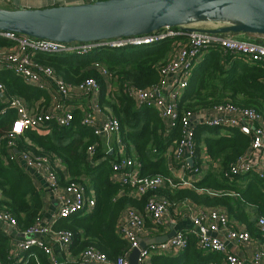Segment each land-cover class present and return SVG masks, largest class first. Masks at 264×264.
I'll return each instance as SVG.
<instances>
[{"label":"trees","instance_id":"16d2710c","mask_svg":"<svg viewBox=\"0 0 264 264\" xmlns=\"http://www.w3.org/2000/svg\"><path fill=\"white\" fill-rule=\"evenodd\" d=\"M187 40L186 36H176L151 45L98 49L86 56L36 57L37 62L53 68L68 85L77 86L91 79L97 81L101 87L99 105L102 111L112 114L120 124L116 137L124 147V157L140 164L142 177H162L174 184L137 198L134 188L112 183L115 158L101 145L98 146L100 137L82 124L84 113L79 110L74 112V120L69 127H58L52 123L47 134L28 130L17 138L15 146L19 153L47 157L52 164L55 158L61 161L66 168L65 174L61 169L57 170L62 186L83 184L87 195L94 194L95 207L90 213L79 212L61 219L53 229L72 234L71 253L76 263H81V254L89 248L105 254L110 261H117L129 253V244L118 233L120 218L129 208L144 211L148 200L154 197L166 199L172 213L188 201L200 208H225L233 225L244 226L254 238L262 237L256 224L259 218H264V181L251 172L241 176L228 175L232 165L251 147V138L235 129L198 125L195 130L196 166L202 163L201 156L205 155L210 161V170L193 183L192 188L173 177L167 153L181 140V120L189 113L232 104L254 109L264 120V64L224 54L219 48L208 49L192 71L188 87L178 103L180 122L170 132L157 110L138 108L126 94L130 87L145 90L158 86L160 68L170 62L176 48L186 44ZM12 44L0 38V49ZM103 71L110 76L108 82ZM0 83L5 87L4 95L0 97V210L10 213L20 230L26 231L43 218L44 204L29 173L8 159V136L17 112L5 101L20 98L30 108L40 111L48 109L52 99L9 72H0ZM92 146L98 147L93 160L103 159L95 165L88 153ZM147 226L154 228L149 221ZM187 239V247L182 252L154 256L152 263L223 264L221 255L199 249L194 235H187ZM9 248L7 237L0 234L2 261L6 260ZM31 252L33 254L25 264H51L43 250L34 247ZM13 262L6 264H15Z\"/></svg>","mask_w":264,"mask_h":264},{"label":"built area","instance_id":"2783aa9c","mask_svg":"<svg viewBox=\"0 0 264 264\" xmlns=\"http://www.w3.org/2000/svg\"><path fill=\"white\" fill-rule=\"evenodd\" d=\"M93 2L90 0L88 3ZM176 36H186L188 42L178 46L170 62L160 68L159 85L145 90L130 87L126 91V94L136 102L138 108L157 110L168 132L180 122L178 103L188 87L192 71L199 64L204 53L210 48H219L224 54L230 53L250 63L264 64V36L241 40L235 37L237 35L187 34L165 29L158 34L142 37L102 43L65 44L0 32V38L7 39L14 44L13 49H8V47L0 49V72L14 74L29 86L47 93L52 102L54 101L52 111L32 110L23 99L15 97L6 99L5 102L8 103L9 108L17 112V118L8 136L10 139L8 159L43 176L57 204V220L70 218L79 212L92 211L95 207L93 194L87 195L83 184L70 183L62 186L57 174V170H63L59 159L55 158L52 164L47 157H38L32 153H16L15 140L28 130L48 133L52 123L58 127H69L74 120V112L79 110V107L70 104L77 96L89 98L90 103L89 109L84 111L82 124L93 130L96 136L107 138L108 145L112 137L118 136L120 124L112 114L104 113L103 116L98 117L97 112L103 113V111L99 105L101 87L97 81L91 79L77 86L68 85L56 75L53 68L37 62L36 57L62 54L86 56L98 49L139 47ZM95 67L100 68L99 65ZM103 75L108 82L109 74L103 71ZM108 88L111 89L109 83ZM4 91L5 87L0 83L2 97ZM181 124V140L167 153L171 171L179 170L183 173L188 171L193 180H199L196 177L202 174L204 162L196 166L195 130L198 125H204L235 129L251 138V147L232 165L228 175L241 176L251 172L264 181V120L254 109H245L232 104L217 106L209 110L189 113L182 118ZM88 153L92 162L96 147H90ZM254 154L260 155V159L252 160ZM189 160H193V166L189 164ZM111 181L114 184L134 188V195L137 198L166 186H174L170 179L142 177L140 164L124 156L112 163ZM180 182L187 187H191L194 183L192 180L186 181L182 178ZM170 208L171 205L166 199L154 197L148 200L144 211L135 208L127 209L120 218L118 233L129 244L130 252L117 261H110L105 254L89 248L81 254L80 262L83 264H130V253L138 249L139 264H153L154 256L176 255L182 252L187 247V234L178 228V221L172 217ZM182 217L191 221V234L196 237L199 249L221 255L224 264H264V218H259L256 224L262 237L254 238L245 228L233 225L225 209L190 206ZM147 221L153 224L155 232H158L159 228L174 226L176 234L164 243L142 248L141 240L147 234ZM0 222L12 227L18 226L17 220L3 210H0ZM22 234V241L10 251L9 261H20L23 253L36 247L48 255L51 264H59L51 248L41 237L51 236L66 253L73 241L70 232H55L43 219H38L32 228L23 231ZM231 246L247 249L250 252L249 257L242 258L231 252ZM0 264L3 263L0 262Z\"/></svg>","mask_w":264,"mask_h":264},{"label":"water","instance_id":"95a60500","mask_svg":"<svg viewBox=\"0 0 264 264\" xmlns=\"http://www.w3.org/2000/svg\"><path fill=\"white\" fill-rule=\"evenodd\" d=\"M175 28L187 34L264 36V0H102L45 9L0 8V32L65 44L102 43ZM175 234L171 226L168 235L141 242V247L164 243ZM138 260L139 250L134 249L129 262Z\"/></svg>","mask_w":264,"mask_h":264},{"label":"crops","instance_id":"0c3cea01","mask_svg":"<svg viewBox=\"0 0 264 264\" xmlns=\"http://www.w3.org/2000/svg\"><path fill=\"white\" fill-rule=\"evenodd\" d=\"M89 1L90 0H0V8L7 9V10L45 9V8L59 7V6L82 5V4L88 3ZM92 1L96 2L99 0H92ZM255 36L256 35H237L235 37L237 39L243 40V39H249V38L255 37ZM13 48H14V44H12L10 47H8V49H13ZM201 61H202V59H201ZM53 104H54V101L52 102V105L48 109H45V110L52 111L53 110ZM70 104H72L76 107H79V111H82L83 113H84V111L88 110L90 107L89 98H87L85 96L75 97L72 100V102H70ZM30 109L35 110L33 108H30ZM103 114H104V112L103 113L101 111L97 112L98 117L103 116ZM41 134H47V133L41 132ZM100 141L101 142H99L100 144L98 146L101 145L103 149L105 148V152L107 154L112 155L115 158V161L117 159H119L120 157L125 156L124 147H123L122 143L120 142V140L117 139L116 136L111 138L109 145L107 142V138H105V137H100ZM97 148H96V153H97ZM201 157H202V162H204V165H203L204 169H203L202 174L199 175V177H196V179H199V180L210 170V165H209L210 161L208 160V158L205 155H202ZM258 159H260V155L254 154L252 157V160H258ZM102 161H103V159H100L97 162L92 160V164L95 165L96 163H100ZM20 165L26 170V172L29 173L36 189L38 190V192L42 196V200H43V204H44L43 218H42L43 221L47 225H49L52 229H54V226L57 224V222L59 220H57V217H56L57 204H56V201L52 195V192L50 191V189H49V187H48V185H47V183L44 180L42 175L36 173L33 170L27 169L22 164H20ZM215 167H216V165H215ZM62 171L64 172V174L66 173V168L64 166H63ZM171 172H172L173 177L176 180H180L182 178L186 181L192 180L194 183L196 181H199V180H193L188 171L184 172V173L179 171V170L171 171ZM192 187H193V185H191V188ZM91 194H93V192H91ZM93 196H94V194H93ZM0 197H1V193H0ZM190 206H196V205L192 204L189 201L184 202L179 206V208L174 213H172V217L176 221H178V225H177L178 228L181 229L182 231L186 232L187 235L191 234L192 223L188 218L183 219L182 214L185 213L188 210V207H190ZM196 207H198V206H196ZM219 209H225V208H219ZM90 212H87V213H90ZM239 226L245 228L242 225H239ZM146 228H147V232H146L147 234H146V236H144L142 238L141 242H148L151 239H154V238H157L160 236H166L170 233V227L161 228L162 231H159V232H155L152 227L146 226ZM22 232L23 231H21L18 226L12 227L9 224H5V223L0 222V234L5 235L7 237L8 246L10 247L7 254H6V257H5L6 260L2 261L0 258V262H3L5 264L8 262H11L8 260L10 251L12 250L13 247H15V245L18 242L22 241V239H23ZM41 239L45 242V244L49 248H51V250L54 254V257L59 262V264H83V263H76V261L73 259V255L71 253V247L68 250V253H69L68 254L59 246L58 243H56L53 240V238L51 236H43V237H41ZM147 246H149V244ZM31 250L32 249L23 253L21 260L20 261L16 260L17 263H15L13 261L12 262L15 264H25L30 259L31 255L33 254L31 252ZM230 250H231V252L236 253L237 255H239L242 258H248L250 255V252L245 248H240L237 246H231Z\"/></svg>","mask_w":264,"mask_h":264},{"label":"rangeland","instance_id":"374dc122","mask_svg":"<svg viewBox=\"0 0 264 264\" xmlns=\"http://www.w3.org/2000/svg\"><path fill=\"white\" fill-rule=\"evenodd\" d=\"M175 33H179L180 31H174ZM187 42H188V40H187ZM110 84V83H109Z\"/></svg>","mask_w":264,"mask_h":264},{"label":"snow or ice","instance_id":"6c2138e0","mask_svg":"<svg viewBox=\"0 0 264 264\" xmlns=\"http://www.w3.org/2000/svg\"><path fill=\"white\" fill-rule=\"evenodd\" d=\"M17 130H19V126H17Z\"/></svg>","mask_w":264,"mask_h":264}]
</instances>
